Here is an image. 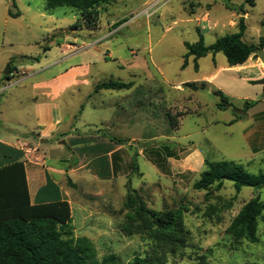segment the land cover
Wrapping results in <instances>:
<instances>
[{
	"label": "rangeland",
	"instance_id": "rangeland-1",
	"mask_svg": "<svg viewBox=\"0 0 264 264\" xmlns=\"http://www.w3.org/2000/svg\"><path fill=\"white\" fill-rule=\"evenodd\" d=\"M205 1L213 4L211 17L207 22L197 21L204 13ZM194 3L198 0H117L107 12L104 6L99 8L98 29L77 30L94 37L110 32V44L98 45L104 59L94 67L97 80L135 83L130 91H107L87 101L85 91L73 87L62 99L70 123L79 131L104 129L101 119L116 121L127 112L131 126L121 127L120 133L116 130L113 135L134 140L125 141L130 145L119 154L124 163L116 167L113 179L97 178L94 166L86 163L80 178H74L77 185L73 188L66 176L55 175L54 162H47L53 167L51 174L61 194L69 193L75 235L89 239L99 259L114 254L129 264L136 255L150 251L148 239L128 236L122 230L128 213L124 207L127 194L136 190L152 210L183 212L191 239L187 248L169 256L167 264H264V210L258 222V243L236 242L227 234L248 202L259 199L264 204V188L246 187L237 193L228 181L221 188H194L206 169L205 160L234 161L251 173L264 172V84L250 83L263 80L264 71L230 67L222 53L200 59L198 71L190 57L188 67L182 69L185 43L198 42L199 31L208 46L238 32V27L230 24L233 14L246 18L243 40L258 47L264 28V0H204L196 15L192 14ZM9 12L19 16L10 18ZM79 17L75 9L67 7L48 11L45 0H0V72L10 66L4 63L10 54H19L11 63L19 69L44 61L49 50V59L61 57L57 45L62 41L61 29L73 31L71 26ZM254 59L261 61L258 55ZM58 71L51 70L44 77ZM214 75L206 89L193 91L183 86ZM177 85H182L179 90ZM218 91L237 111L217 107ZM246 101L257 104L235 121ZM12 117L19 132L31 128V114ZM134 158L138 171L133 169Z\"/></svg>",
	"mask_w": 264,
	"mask_h": 264
},
{
	"label": "trees",
	"instance_id": "trees-1",
	"mask_svg": "<svg viewBox=\"0 0 264 264\" xmlns=\"http://www.w3.org/2000/svg\"><path fill=\"white\" fill-rule=\"evenodd\" d=\"M117 0H45L48 11L58 8H72L79 13V18L71 26L72 30H96L100 26V7L110 5ZM14 5V2H13ZM229 8L228 5H226ZM18 17V14H12ZM245 17L238 21V32L218 38L213 44L206 45L204 36L199 31L196 43H185L187 53L182 69L187 68L189 58H194L195 70L198 60L222 53L230 67L242 65L250 57H256L259 49H264V36L260 37L259 46L249 45L244 40L246 31ZM264 25V22H263ZM13 69H10V75ZM7 76L5 78L10 77ZM254 84H264L255 81ZM133 82L108 80L98 84V90H127ZM193 90L204 89L206 84L186 83ZM221 110L232 108L237 111L229 98L221 91L217 92ZM256 101H246L242 115H247ZM112 139V138H111ZM117 141L116 139H112ZM118 142H122L119 140ZM75 157H73L74 159ZM71 160L74 166L77 162ZM70 162V161H69ZM206 169L195 183L197 190H208L215 186L221 188L226 181L232 182L237 193L243 188H264V172L251 173L242 164L234 161L205 160ZM133 169L139 167L135 158ZM69 184L75 188L76 186ZM128 210L122 230L128 236H142L152 245L145 255H136L129 264H167L170 255L188 247L191 234L186 228L183 212L180 209L152 210L136 190H130L124 204ZM264 204L259 199L248 202L227 228V234L236 242L246 240L258 243V222L262 216ZM203 259V258H202ZM0 264H123L114 255L97 257L92 242L74 233L71 205L66 200L32 204L30 200L25 164L22 161L0 167Z\"/></svg>",
	"mask_w": 264,
	"mask_h": 264
},
{
	"label": "crops",
	"instance_id": "crops-1",
	"mask_svg": "<svg viewBox=\"0 0 264 264\" xmlns=\"http://www.w3.org/2000/svg\"><path fill=\"white\" fill-rule=\"evenodd\" d=\"M202 1L204 0H198V3L192 5L194 6L192 14L196 15V9L203 5ZM108 6H104V11H108ZM212 6L211 1H205L204 13L201 19L197 18L196 20L209 21L211 17L209 11H211ZM9 17L12 18L10 12ZM240 18L239 14H233L230 24L238 27ZM215 26L216 24H214ZM61 30L62 41L57 44L61 51V57L55 60L49 59V55L52 53L49 50L44 55V61H39L30 68L24 67L21 69L11 65L13 57H18L19 54H10L4 60V63L10 65V69H13V76L10 75L9 78H5L7 76L3 74L4 72H0V167L19 161L24 162L31 203L42 204L66 200L71 205L73 217L69 193L64 192L61 194L56 177L51 172L54 170L55 175L60 176V178L66 176V179H70L76 186L77 182L74 178H80L83 173L81 170L90 164L94 166L97 178L113 179L116 167H120L121 162L124 163V157L119 158V154H123L128 149L129 142L134 139L113 135L116 130L120 133L119 129L121 127L131 126L126 111L123 112V118H118L116 121H113L112 118L101 119V125L105 128L91 129V132L79 131L70 123V117L66 114L62 104V99L69 89L75 87L80 93L85 91V96L82 95L86 101L102 95L103 92L115 91L95 90L98 84L106 81L97 80L98 71L94 67L98 65L100 60L104 59L98 45L110 44L108 39L110 32L102 37H94L92 33ZM24 56L22 55V57ZM213 56L216 57V54ZM107 57L110 59L111 55L107 54ZM23 61L22 59L20 63H23ZM248 66L250 68H260L264 71V65L261 61H255L253 56L246 63L235 67L240 69ZM55 69H59L56 74L44 77L47 72ZM19 71L26 74L22 80H19V83L24 82L21 87L15 88L17 84L4 90L5 86L13 83L11 81L18 77L14 75H19ZM214 77L215 75L209 77L207 81L196 84L201 85L204 83L206 84L204 89H206ZM261 81H264V79ZM254 82L250 80V83L254 84ZM180 86L182 85H177L176 88L178 89ZM134 87L135 83L132 88L121 91H130ZM81 105L84 107V104ZM23 107L26 108L23 109ZM11 109L17 112L13 113ZM30 114L33 122L31 128L26 132H19L15 128L18 122L15 121L12 115L21 119ZM30 140L34 141L30 142ZM119 140L122 142H118ZM73 157H75V160ZM72 159L77 162L74 166L68 164ZM48 160L54 162L56 167L47 166ZM63 190L65 189L63 188Z\"/></svg>",
	"mask_w": 264,
	"mask_h": 264
},
{
	"label": "water",
	"instance_id": "water-1",
	"mask_svg": "<svg viewBox=\"0 0 264 264\" xmlns=\"http://www.w3.org/2000/svg\"><path fill=\"white\" fill-rule=\"evenodd\" d=\"M261 36H264V28L262 29ZM258 57L260 58L261 62L264 65V49H259L258 50ZM3 74L5 76H9L10 75V66L7 67V69L4 71Z\"/></svg>",
	"mask_w": 264,
	"mask_h": 264
},
{
	"label": "built area",
	"instance_id": "built-area-1",
	"mask_svg": "<svg viewBox=\"0 0 264 264\" xmlns=\"http://www.w3.org/2000/svg\"><path fill=\"white\" fill-rule=\"evenodd\" d=\"M25 75H26L25 73H20L19 75L15 74L14 76H18V77H19V76H23V77H24ZM11 76H13V74H11ZM21 80H22V79H21ZM19 82H20V81L18 80V81H16V82L9 83L7 86L4 87V90H5V89H9V88H11V87H13V86L19 84Z\"/></svg>",
	"mask_w": 264,
	"mask_h": 264
}]
</instances>
